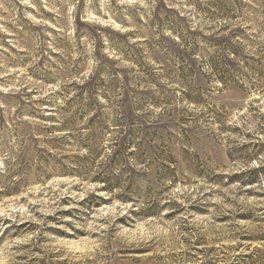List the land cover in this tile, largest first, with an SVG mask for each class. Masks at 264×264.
Returning a JSON list of instances; mask_svg holds the SVG:
<instances>
[{
  "label": "rangeland",
  "instance_id": "1",
  "mask_svg": "<svg viewBox=\"0 0 264 264\" xmlns=\"http://www.w3.org/2000/svg\"><path fill=\"white\" fill-rule=\"evenodd\" d=\"M0 264H264V0H0Z\"/></svg>",
  "mask_w": 264,
  "mask_h": 264
}]
</instances>
